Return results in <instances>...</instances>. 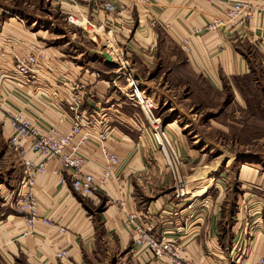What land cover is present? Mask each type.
Masks as SVG:
<instances>
[{
	"label": "crops",
	"instance_id": "crops-1",
	"mask_svg": "<svg viewBox=\"0 0 264 264\" xmlns=\"http://www.w3.org/2000/svg\"><path fill=\"white\" fill-rule=\"evenodd\" d=\"M111 1L117 6L115 13L96 10L93 0L63 1L62 8L68 14L83 15L104 25L127 57L135 51L151 53L160 36H166L182 48L185 64L216 89L225 79L246 77L257 68L264 73V20L208 28L218 19L225 20L229 0H147V13L128 0ZM247 1L264 4V0ZM37 2L0 0V148L4 150L0 157V193L7 196V182H19L23 175L20 160L8 145L13 132L11 116L20 115L40 127L52 125L68 132L74 122L69 107L72 96L80 100V113L89 122L83 130L92 134L105 132L106 145L119 162L112 167V177L101 190L83 196L72 189L71 173L58 160L49 161L45 172L35 177L33 193L40 215L52 223L37 222L34 231L27 233L24 214L1 207L0 254L22 256L31 264H90L91 257L99 261L98 255L102 256L94 248L110 241L116 249H127L123 257L128 264H162L146 248L136 246L131 228L123 225L125 213L135 212L149 222L158 237L176 240L182 257L196 264H257L264 254L263 226L248 224L241 208L233 215L235 222L229 225L217 202L219 198L215 202L210 198L209 183L205 185L203 181L213 172L197 171V167L185 172L194 168L196 158L180 156L176 165L170 159L164 160L163 144L154 136L156 129L151 131L141 119V113H147L129 99L128 83L120 85L117 79L101 77L100 72L84 69V63L63 58L58 48L43 47L37 38L46 37L44 30L36 28L32 32L24 27L25 21L34 17L32 8ZM152 18L156 20L153 24ZM128 36L130 40H126ZM186 38L190 43L184 49ZM26 54L40 55L32 81H26L15 69L16 56ZM103 59L114 63L104 56ZM155 92L173 104V97L160 92L159 87ZM243 100L239 105L245 108ZM148 101L152 114L155 102ZM128 102L140 110H127ZM173 135L176 136L169 131V136ZM174 144L179 153L186 154L182 140ZM78 155L84 159L82 171L99 176L104 162L97 143L87 142ZM180 181L186 190L182 194ZM59 228L65 231L59 232ZM242 231H248L253 238L236 250ZM58 252L65 253L58 258Z\"/></svg>",
	"mask_w": 264,
	"mask_h": 264
},
{
	"label": "rangeland",
	"instance_id": "rangeland-1",
	"mask_svg": "<svg viewBox=\"0 0 264 264\" xmlns=\"http://www.w3.org/2000/svg\"><path fill=\"white\" fill-rule=\"evenodd\" d=\"M63 1L67 0H38L32 8V19L37 22L33 23L28 18L24 27L32 32L36 28L43 29L46 37L37 38L42 41V46L58 48L63 58L68 61L82 62L85 64L84 69L100 72L101 77L106 79H117V83L121 82L120 85L128 83V93L133 88H138L145 92L144 99L147 98L145 96H151L149 99L156 106L152 114L145 116L141 113L139 116L151 131L156 128L163 144L161 154L164 160L167 162L170 159L176 165L180 156L185 157L188 154L196 158L197 164L194 168L191 167L192 169L185 172L188 173L196 167L197 171L213 172L211 178L204 176L203 181L205 185L209 183L207 193L210 198L214 202L219 198L217 202L223 208V217L229 225L235 222L233 215L241 208L243 219L250 225H262L264 234L263 70L257 68L246 77L225 79L223 85L216 89L185 64L182 48L166 36H160L162 40L156 42V49L151 53L135 51L127 57L123 48L115 42L110 44L106 41L107 29L100 31L103 40H92L86 32L70 24L67 21L68 10L62 8ZM109 36L113 40V36ZM128 38L126 40L131 39ZM95 50L115 53L116 59L122 62L118 66L126 67L125 74L129 82L119 77L118 73L122 70L119 71L117 64L104 61L103 56ZM131 67L134 68L133 71ZM155 87L172 96L175 103L171 104L162 98V94L155 92ZM241 95L247 103L245 108L239 105V102L244 103L243 98L240 99ZM126 108L140 110L129 102ZM172 126L175 128L165 129ZM164 130L168 132L164 134ZM169 131L176 136L170 137ZM179 139L187 148L186 154L179 153L175 147L174 141ZM0 151V157L4 156V150L0 148ZM180 183L179 190L186 191L181 186V181ZM18 187L19 182H7L4 190L8 195L0 193V208L19 213ZM248 238H253V235L242 231L234 248L238 250V247L244 246ZM93 251L101 253L102 256L98 255L99 261L91 257L88 261L90 264H128L123 257L127 249H116L110 241L96 246ZM112 254L114 256L110 258ZM0 264L31 263L22 256L12 258L0 254Z\"/></svg>",
	"mask_w": 264,
	"mask_h": 264
},
{
	"label": "built area",
	"instance_id": "built-area-1",
	"mask_svg": "<svg viewBox=\"0 0 264 264\" xmlns=\"http://www.w3.org/2000/svg\"><path fill=\"white\" fill-rule=\"evenodd\" d=\"M128 1L139 8H144L146 13L149 11L147 0ZM92 4L96 10L102 8L108 13L117 11L116 4L111 0H93ZM224 17L225 20L218 19L209 24L208 28H215L224 23L242 25L251 19L264 20V4H254L247 0H229V7ZM67 21L86 32L90 39L100 38L103 40L100 31L104 30V25H97L86 16L72 13L67 15ZM155 21L152 18L151 23L153 24ZM109 34L110 32L108 31L106 41L108 43L114 42ZM189 43V39L186 38L184 40V49L188 48ZM107 53L117 66L122 63L116 59L115 53ZM15 60L16 72L23 76L26 81L34 80V73L39 60L38 56L36 54H26L16 56ZM125 68L123 65L118 66L119 71L122 70L118 75L119 77H125L129 81L125 74ZM128 96L129 99L135 100L140 104L147 114H151L152 104L149 103L147 98L144 99L138 88H133ZM69 107L73 111L74 122L68 132H61L52 125L40 127L36 122H32L20 115L11 116L13 132L8 139V145L14 150L23 167V175L17 189V205L18 211L23 213L26 218L27 233L34 231L37 222H42L46 225L52 223L49 218L40 215V207L33 193L35 177L45 172L49 161L58 160L62 167L71 173L73 177L72 189L83 196H89L101 190L112 177V167L119 162L116 154L106 145L107 134L105 132L92 134L87 130H83L89 122L87 117L80 113V100L77 96L71 97ZM154 136L157 142L161 144L157 130L154 131ZM89 141L97 143L104 162V167L97 177L82 171L84 159L78 155L80 148ZM29 155H32V157ZM179 193L182 194L184 192L179 190ZM179 193L177 192V195ZM121 203L124 204V201L122 200ZM123 225L131 228L134 234V244L150 251L154 260L162 264H166L167 260L170 261L167 264H196L182 257L176 240L158 237L153 233L149 222L137 213H125ZM64 231L65 229L59 228V232ZM64 253L58 252L57 257H62ZM257 264H264V254L259 257Z\"/></svg>",
	"mask_w": 264,
	"mask_h": 264
},
{
	"label": "water",
	"instance_id": "water-1",
	"mask_svg": "<svg viewBox=\"0 0 264 264\" xmlns=\"http://www.w3.org/2000/svg\"><path fill=\"white\" fill-rule=\"evenodd\" d=\"M96 51H98V50H96ZM98 52L101 53L107 59V61H110L111 60L110 55L107 54L106 52H104V51H98Z\"/></svg>",
	"mask_w": 264,
	"mask_h": 264
},
{
	"label": "bare ground",
	"instance_id": "bare-ground-1",
	"mask_svg": "<svg viewBox=\"0 0 264 264\" xmlns=\"http://www.w3.org/2000/svg\"><path fill=\"white\" fill-rule=\"evenodd\" d=\"M204 188H207V187H204ZM205 189H202L201 191L203 192Z\"/></svg>",
	"mask_w": 264,
	"mask_h": 264
}]
</instances>
